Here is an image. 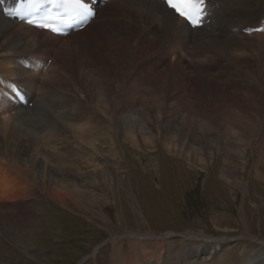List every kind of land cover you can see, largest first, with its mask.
Returning <instances> with one entry per match:
<instances>
[{"label": "rangeland", "instance_id": "1", "mask_svg": "<svg viewBox=\"0 0 264 264\" xmlns=\"http://www.w3.org/2000/svg\"><path fill=\"white\" fill-rule=\"evenodd\" d=\"M112 25L116 27L110 26L99 31L101 38L98 43L88 51V48L84 49L86 52L81 55L88 57L89 64H84L86 67L83 68L75 66L76 84L60 76L61 72L68 69L64 68L67 58L58 61V67L48 73V70H42L45 58L36 54L39 58H32L31 68L35 74V87H27L29 98L33 101L29 103L30 107L23 108L31 109L35 100L42 95L38 89L42 81L44 87L59 89V96L63 95L60 90L67 91L64 86L67 85L73 91L71 97L75 102H85L83 95L92 98V104L88 105V111L92 114L87 119L91 122L88 126L91 131L101 130L104 120L110 119L112 114L110 106L104 101L96 102L97 99L91 96L90 90L83 84L86 77L84 74L90 68L101 67L108 78L119 81L117 90L124 87L125 95L119 102V109L126 103L136 102L134 111L141 118L138 127L133 129L132 138L137 146L133 145L131 138L125 140L126 136L120 130L107 128L101 132L109 136L107 144L103 145L105 157L111 160L112 154L115 159L104 165L103 177L101 175L98 179L93 177L95 172L89 163H75L82 172L95 179L89 183L91 187H86L85 199L77 205L73 202L63 207L38 191H34L33 195L28 194V204L31 206L28 211L32 213V223L25 229V233L28 235L29 249L26 253H16L12 264H110L115 252L117 258L130 252L132 245L128 241L133 238L130 236L138 234L161 238L166 235L169 239L163 244L164 247L157 249L154 256L156 261L161 256L159 250L163 251L162 256L174 254L182 236L188 233L212 239L209 241L213 244L223 239L230 241L227 259L224 256L219 264L226 260L234 262L229 264H240L239 250L242 244L245 245L244 255L248 258L254 255V259L247 264H264V54L236 46L207 48L206 53L196 44L185 47L189 49H185L187 55L184 57L189 68L195 66L194 61L198 58L208 68H216L209 71L207 76L201 74L203 68L197 69L194 76L192 71L184 69L191 82L192 79L194 83L197 82L201 90H197L194 98L202 99L196 105L194 103L196 109H193L197 116L187 118V112L175 99L174 91L151 85L158 72L143 77L142 71L149 72V65L144 67L145 62L138 64L143 69L137 68L138 65L132 66L128 54L127 59L122 56L119 59L120 54L114 49L119 42L120 31L117 23ZM110 29L112 31L108 33ZM113 42H117L116 45ZM46 46L44 44L42 48ZM117 46L120 47V42ZM254 46L261 47V43ZM173 47L169 52L176 51L177 54L172 53L171 57H166L164 64L174 61L173 58L178 54L184 56L183 47ZM166 50L163 49L164 53ZM52 52L56 53V50L49 51L51 58L54 57ZM193 56L194 61H190ZM38 61H42L41 64ZM178 65L176 62L172 69L178 68ZM222 66L226 68L223 76L217 74ZM14 80L15 77L12 78ZM224 88L227 94L218 92L219 89L224 91ZM148 89L154 90L153 94L150 95ZM239 99L253 108L257 107L258 110H254L260 115L249 111V120L238 113L232 101ZM3 100L6 101L5 96L0 104ZM36 105L32 108L34 114L39 106L38 103ZM13 108L16 107L9 105L8 108L0 109V118L17 115L18 111H13ZM144 108L153 110L155 119L147 116ZM185 118L187 126L178 135L177 128ZM7 121L11 122V125L7 123L5 127L8 132L16 118ZM207 132L216 137L215 142L201 138L200 134L203 136ZM63 136L70 137V134L64 133ZM67 142L57 144L64 146L59 148V153H68L63 155L64 161L75 162L77 153L73 145ZM243 235L250 238H243ZM251 238L260 242L251 241ZM185 245L186 240L183 239L182 246ZM249 249L252 252H248ZM206 257H201L199 262H209ZM129 260L135 264L132 259Z\"/></svg>", "mask_w": 264, "mask_h": 264}, {"label": "bare ground", "instance_id": "2", "mask_svg": "<svg viewBox=\"0 0 264 264\" xmlns=\"http://www.w3.org/2000/svg\"><path fill=\"white\" fill-rule=\"evenodd\" d=\"M14 1L0 0V85L3 87L5 82V87L2 89L0 87V96L2 99L3 96L6 97V101L1 102L0 109L8 108L10 105L16 107L13 108V111L19 112H17V115L10 114V117L0 118V264H12L16 253H26L29 249L28 235L25 233V229L29 228L30 223H32V213L28 211L31 207L28 204L30 201L28 194L33 195L34 191H38L63 207L68 203L74 202L77 205L78 202L83 201L86 197V187H91L92 184L89 183L95 180L93 177L98 179L105 171L104 165L109 164V161L112 163L115 159L112 154L110 156L111 160L105 157V146L103 147V145L107 144L109 136L101 132L107 128L120 130V133L125 134V140L131 138L130 141L135 145L136 142L132 138L133 129L138 127L139 118H141L134 111L136 102L126 103L125 106L119 109V102L125 95L124 87L117 90L116 87L119 88V81L108 78L101 67L90 68L84 74L86 77L83 83L86 89L90 90L91 96L97 99L96 102L104 101L110 106L112 114L109 117L110 119L104 120L101 130L94 129L91 131L88 126V123H91L87 120L91 117L88 105L92 104V98L88 99L81 93L82 97L86 98L85 102H75L71 97L73 91L67 85H64L67 91L60 90L63 95L59 96V89L51 86L44 87V81H42L43 84H40L38 88L42 95L35 100L36 102L33 103L31 109L24 110L23 106H27L28 103L33 101L29 98L28 88L33 89L35 87V74L31 72V68H33L32 58H39L36 54H41L45 58L42 70H44L47 61L51 60L46 69L48 73L58 67V61L67 58L64 68L68 67V69L61 72L60 76L64 80H71L75 83V79H77L74 73L75 66L83 68L86 64H89L88 57L82 56L86 52L84 49L88 48V51L98 43V39L101 38L99 31L102 32L104 29L114 26L112 24L117 23V28L120 31L118 34L120 47L117 46L118 41L117 45V42H113V44L116 45L114 50L120 54L119 59L121 56L127 59L128 54L132 66L145 62L144 67L149 65L148 68H150L148 69L149 72L145 70L147 73L142 71L143 77L158 72L156 77L153 80L151 79V85L174 91V97L179 105L186 110L187 118L197 116V112L193 109L195 108L194 103L196 105L202 99L197 100V98H194L200 88H198L197 82H193V79V83L191 82L187 76L188 73L186 74L184 69L192 71L194 76L197 69L203 68L200 72L203 76H207L209 71L216 70V68H208L207 65H203L199 61V58L194 61L195 56L190 60L195 62V66L189 68V64H185L184 60L185 55H187L185 51L187 48L185 47L196 44L206 53L207 48L236 46L256 50L260 52L259 54H264V34H253L249 37L243 33L247 28L252 29L260 26L264 18L263 0H215L218 1V7L215 4L212 6L213 13L211 12L209 18L210 23L195 31L189 30L187 24L183 20H178L160 1L111 0L98 9L95 19L87 27L80 32L70 33L66 37L54 36L47 31L31 28L25 23L13 19L11 15ZM210 5L211 0H209V7ZM4 9H9L10 12L4 13ZM110 31L112 30L110 29L107 32L110 33ZM96 38L97 40H95ZM254 39L261 43V47L254 46V44H258V42L255 43ZM44 44H47V48L44 47L43 49ZM107 46L105 47L107 48ZM173 46L183 47L185 53H182L184 56L178 54L176 58H173L174 61L171 59L172 62L164 64V60H167L166 57L169 58L172 53L177 54L176 51L169 52ZM163 49H167V52L164 53ZM51 50H56V53H51V55H54L53 58L49 55ZM100 55L102 56V54ZM227 55L225 56L228 57ZM27 57L30 58L27 59ZM41 62L38 61L39 64ZM176 62L179 64L178 68L172 69L173 64ZM180 62H183V64L181 65ZM198 63L200 67H198ZM137 68L141 69L142 67L140 68V65H138ZM225 69L222 66L221 71L217 74L223 76L226 73ZM14 77L15 80L12 81ZM194 79L196 80V77ZM208 79L205 81L208 82ZM147 80H150V78ZM16 84H20L26 93L24 104L16 98H14L15 100H9V93L12 94V88ZM189 85H192V87ZM187 87H190L191 91ZM225 90L227 91L226 88H224V91L219 89L218 92L227 94ZM148 91L152 92L149 93L151 95L154 90L148 89ZM170 91L169 95L171 94ZM192 98L193 101L191 102ZM37 103L39 105L38 110L34 114L32 108ZM232 103L238 113H242L246 118L251 117L249 111H253V114L257 116L260 115L259 112L255 111L258 110L257 107H254L256 108L254 110L244 100H233ZM96 106L98 107V105ZM144 111L150 118L152 116V120L155 119L152 115L153 110L144 108ZM129 113L131 114L129 115ZM125 115L128 116L124 119ZM207 117L209 118V116ZM14 118H16V122L7 132L5 127L10 122L7 120ZM184 126H187L186 118L183 120V124L181 123V126L177 128L178 135L184 131ZM64 133L70 134V137H64ZM200 136L204 139H210L211 143L216 140V137L209 132L203 136L200 134ZM66 141H68L67 144L71 143L73 145L77 153L75 162L72 160L64 161L63 155L68 153H59V148L64 146L57 144L60 142L65 144ZM114 145L116 144L114 143ZM111 151L114 152L113 149ZM114 155H118V153H114ZM75 163H89V166L95 172L93 177L82 172ZM130 237H133L132 240L128 241L132 245V248H129L130 252L122 254L120 258H117L118 255L115 252L110 264H133L129 259H132L135 264H219V260L224 256L227 259L226 254L229 252L228 247L231 245L230 241L224 239L222 242L217 241L213 244L209 241L212 239L188 233L184 237L182 236V241L178 245V249H174L176 251L174 254L167 257L162 256L163 251L159 250L161 256L155 261L154 256L157 249L162 247L169 237L166 238V235H164L161 238H151L150 235L138 234ZM242 237L250 238L248 235ZM183 239L186 240L185 247L182 246ZM250 240L259 241L255 238ZM241 247L242 249L239 250V253H241L240 264H247L254 259V255L252 258H248L243 253L245 245L242 244ZM153 248L156 250H152ZM148 249L152 251H148ZM248 252H252L251 249ZM253 252L255 253L256 250L253 249ZM203 256H207L206 259L208 258L209 262H204L205 260L199 262V259ZM231 262L234 263L226 260L225 262L222 261V264Z\"/></svg>", "mask_w": 264, "mask_h": 264}, {"label": "snow or ice", "instance_id": "3", "mask_svg": "<svg viewBox=\"0 0 264 264\" xmlns=\"http://www.w3.org/2000/svg\"><path fill=\"white\" fill-rule=\"evenodd\" d=\"M21 3L26 7L17 10L16 15L18 16L28 14L37 0H21ZM48 3L54 8L71 7L74 10L71 20H84L94 15L86 0H48ZM164 3L167 8L172 10L178 20H183L193 28H199L209 14V0H164ZM28 23L31 25L34 22L29 20ZM37 26L52 33L58 32V28L51 26L45 17L41 18Z\"/></svg>", "mask_w": 264, "mask_h": 264}]
</instances>
